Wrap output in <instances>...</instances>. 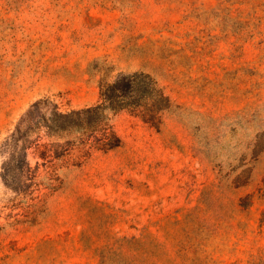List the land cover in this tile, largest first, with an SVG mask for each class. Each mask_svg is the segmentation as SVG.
Instances as JSON below:
<instances>
[{
    "label": "rangeland",
    "instance_id": "1",
    "mask_svg": "<svg viewBox=\"0 0 264 264\" xmlns=\"http://www.w3.org/2000/svg\"><path fill=\"white\" fill-rule=\"evenodd\" d=\"M0 264H264V0H0Z\"/></svg>",
    "mask_w": 264,
    "mask_h": 264
},
{
    "label": "trees",
    "instance_id": "2",
    "mask_svg": "<svg viewBox=\"0 0 264 264\" xmlns=\"http://www.w3.org/2000/svg\"><path fill=\"white\" fill-rule=\"evenodd\" d=\"M132 77L133 76H128V75H122L120 76L116 82L108 85L104 92L102 91L100 100L102 102H99L98 104L94 106H90L81 110L73 111L69 115L71 117H85L87 119L92 118L96 115H104V110H106V107L112 108L116 111L124 108V97L126 96L125 94V89L130 85L132 82ZM132 87V85H131ZM115 144L109 145L108 148L114 147Z\"/></svg>",
    "mask_w": 264,
    "mask_h": 264
}]
</instances>
